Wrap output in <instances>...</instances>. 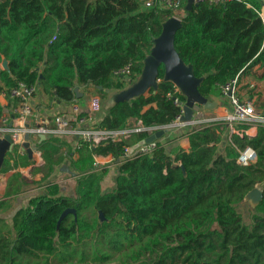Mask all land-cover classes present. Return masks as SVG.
I'll use <instances>...</instances> for the list:
<instances>
[{"label": "trees", "instance_id": "16d2710c", "mask_svg": "<svg viewBox=\"0 0 264 264\" xmlns=\"http://www.w3.org/2000/svg\"><path fill=\"white\" fill-rule=\"evenodd\" d=\"M262 5L202 0L183 18L175 46L196 76L204 77L199 90L205 97H223L222 85L246 69H264ZM170 16V10L141 0H0V62L6 57L11 72H4L7 87L20 80L36 83L50 100L67 104L77 98L76 87L83 93L93 88L103 97L94 128L123 130L136 118L155 133L180 113L167 96L174 84L162 79L163 70L156 93L110 108L104 99L137 77ZM129 63V77L114 75ZM260 106L264 114V98ZM252 125L235 123L236 132L223 119L187 126L179 136L187 148L159 141L150 153L123 158L125 146L136 147L151 135L147 129L92 145L57 131L53 122L36 143L44 163L32 173L41 178L29 181L19 171L9 176L6 196L30 186L39 192L11 220L0 218V264H264V197L249 223L238 210L256 185L264 191V122L249 135ZM248 146L257 161L239 164V151ZM95 155H112L117 164L108 188L102 182L110 168L97 165ZM33 162L15 146L0 173ZM64 163L76 174L73 196L56 181ZM68 208L76 212L61 219Z\"/></svg>", "mask_w": 264, "mask_h": 264}, {"label": "built area", "instance_id": "2783aa9c", "mask_svg": "<svg viewBox=\"0 0 264 264\" xmlns=\"http://www.w3.org/2000/svg\"><path fill=\"white\" fill-rule=\"evenodd\" d=\"M202 0H195V2ZM210 3H225L231 0H207ZM146 7L160 6L162 8L171 11L172 16L182 18L184 12V0H141ZM260 16L264 23V9L260 11ZM55 39V36L53 37ZM116 76L129 77L132 74L131 63L125 65L122 68L114 70ZM239 76L230 80L226 84L221 86L222 94L229 100L231 109L223 117H216L213 120L208 118V109L203 105L195 104L193 106V117L190 122H184L181 120V116L184 114V104L181 96L180 89L174 85V89L167 93L168 97L173 99L176 106L179 107L180 113L176 117L175 123L177 127L199 128L205 125H209L216 120L229 121L231 132H236L234 127L235 123H252L257 124L264 122V114L262 109L256 106L253 99L243 98L238 91ZM39 90V86L36 83H29L26 81H18L16 85L2 90V95L13 100V105L9 110V114L1 115L0 121V137L10 133L13 137L15 146H18V152H24L23 143L25 141L24 135L27 128L25 124L27 122H35L40 117V111L34 106L33 100ZM103 105V97L99 93L93 94L89 99V111L87 115L82 116L81 108L78 104H74L72 110L68 113L59 114L54 118L56 130L60 132H71L80 135L83 141L92 145H98L107 140H122L127 138L134 130L147 129L150 134H153L155 127H145L141 120L136 119L135 127H125L123 130H110V129H96L93 127V116L101 110ZM13 117L12 125H9L11 118ZM38 132L47 133L49 131L46 125L37 129ZM162 141V138L156 139L150 143L143 142L136 147L125 146L122 157L131 158L141 153H150L157 146V143ZM41 155V151L36 149L33 152ZM97 156V155H95ZM96 161V159H95ZM113 161V159H112ZM257 161V153L250 146L239 151L237 162L242 165H249ZM41 164L44 160L41 159ZM99 166L108 165L106 162H95Z\"/></svg>", "mask_w": 264, "mask_h": 264}, {"label": "water", "instance_id": "95a60500", "mask_svg": "<svg viewBox=\"0 0 264 264\" xmlns=\"http://www.w3.org/2000/svg\"><path fill=\"white\" fill-rule=\"evenodd\" d=\"M194 2L195 0L186 1V12L182 18L170 16L162 23L161 32L158 36L153 38V45L150 52L144 58L140 73L134 80L130 81L126 87L110 94L104 104L106 108H110L119 102L131 101L146 95L149 91L156 93L161 82L160 70L164 71L162 79L177 86L185 99L184 114L181 116L182 121L190 122L192 120L194 112L193 106L195 104L203 105L208 110H214L222 105V100L218 98L209 99L200 92L199 86L204 77L196 76L193 65L184 61L175 46L176 34L183 25V18L190 13ZM4 67L10 69L8 59L4 61ZM98 88L102 89V86H98ZM105 91L108 90L105 89ZM74 92L77 98L82 96V93L79 92L77 87L74 89ZM42 126H44L42 123L35 124L34 126L28 122L25 124L27 130L24 135L25 141L23 143V148L27 151L30 158H33V152L37 149L35 142H32L33 134L38 135L39 142L46 137V133L38 132L37 130ZM166 128L167 126L161 127L158 131L148 136L145 142L150 143L163 137ZM14 147L15 143L10 133L0 137V172L5 157L9 152L13 151ZM60 169L72 176H76L75 172L66 163H64ZM263 197L264 191L258 186L251 189L246 195V198L256 205ZM69 212L75 213L76 210L74 208L64 210L61 219ZM100 215L102 217L103 213L100 212Z\"/></svg>", "mask_w": 264, "mask_h": 264}, {"label": "crops", "instance_id": "0c3cea01", "mask_svg": "<svg viewBox=\"0 0 264 264\" xmlns=\"http://www.w3.org/2000/svg\"><path fill=\"white\" fill-rule=\"evenodd\" d=\"M262 2H263L262 8L264 9V0H262ZM5 60L7 59L3 57L2 61L0 62V86L3 87V89L7 87L4 72H8L11 75L10 69H7L4 67ZM263 70H264L263 68L259 66H255V67H252L251 69H246L241 74L239 78L238 91H239V94L243 98L253 99L255 103H256V97L258 95L260 96L261 99L264 98V79L258 78L263 75V72H264ZM92 91H94L93 88H90L89 91L86 90V92L84 93L79 91L82 93V96H84L83 102L78 101V99L76 98L71 104H67L64 101L54 102L50 100L48 95L43 93L39 88L36 96L34 97L33 103H34V106L37 107V109L40 111V117L35 122L32 121L28 123L32 124V126L38 123H42L48 127L50 126V124H53L54 118L57 115L70 112L74 104H78L81 108V111L86 110L88 112L89 111V99L93 94L96 93V92L93 93ZM246 93H247V96H246ZM218 99L222 100L223 103L218 108L208 111V118L211 120H213L216 117L225 116L226 113L231 109L229 100L226 97L224 96L218 97ZM224 102L226 103L224 104ZM12 105H13V100L3 96L2 91H1L0 92V121L2 119L1 115L9 114V110L11 109ZM95 114L97 115L98 112L94 113V115ZM135 121H136V118L129 119L126 127L134 128ZM12 122H13V117L11 118L9 125H11ZM257 130H258L257 124H253L249 129L246 130V133L249 135H255L257 133ZM185 131H186L185 127L179 128L177 127L175 123H172L167 126L164 136L161 137L162 141L165 142L169 148L175 147L180 144L187 148V145L184 144L183 141L180 140L179 138L180 134H183V132ZM77 137L79 136L77 135ZM37 141H39L38 135L33 134L32 142H35V145H36ZM35 156L36 158H34V154H33L34 162L31 165H28L26 167L16 166L7 173H0V218H6L8 219V221L11 220L15 212L19 208L26 206L29 198L32 195L37 194L39 192L33 186H30L26 192L20 193L18 195H12V196L5 195L8 179L12 172L19 171L20 174L24 176L25 178H27L29 181L38 180L41 178V174L32 173V168L35 166L41 165L40 162H41V159H43V156H42V153L40 156L37 154H35ZM95 159L96 161L106 162L110 170L115 166L117 167V164H115L112 161L113 159L112 155H97L95 156ZM67 174L68 173L61 171V173L57 176L56 181L60 183L62 191L65 194L73 196L75 195L76 181L74 178L71 180L72 177L67 176ZM114 176L112 175L110 176V178H112V180L110 181V186H112L114 183V178H115ZM65 184L68 186L67 191H64L63 189V186Z\"/></svg>", "mask_w": 264, "mask_h": 264}, {"label": "rangeland", "instance_id": "374dc122", "mask_svg": "<svg viewBox=\"0 0 264 264\" xmlns=\"http://www.w3.org/2000/svg\"><path fill=\"white\" fill-rule=\"evenodd\" d=\"M262 77H264V75H263V76H260V77H258V78L264 79V78H262ZM247 91H248V90H247ZM247 91H246V92H247ZM92 92L94 93L95 90L92 91ZM253 92H255V91H253ZM258 92H259V91H258ZM258 92H257V94H258ZM261 92H262V91H261ZM255 95H256V93H255ZM246 96H247V93H246ZM106 100H107V98L104 99V103L106 102ZM262 101H263V98L261 99L260 96L258 95V96L256 97V105H257L259 108H261V109H262V107L260 106V104L262 103ZM116 171H117V167L115 166V167H113V168L109 171V173L105 176V178H104V180H103V182H102V184H103V188H108V187H110V181L112 180V178H110V176H111V175L114 176V175L116 174ZM67 176L71 177L70 174H67ZM72 179H73V177L71 178V180H72ZM256 186H258L259 188L263 189V187L260 186V185H256ZM63 189H64V191H67L68 186L65 184V185L63 186ZM238 210H239V212H241V214H242V216H243V220H244L245 222H248V223L252 220V216H253V214L257 212L256 204L253 203L251 200H249V199H247V198H245V199H244V200L238 205ZM78 260H79V258H75V259L73 260V263H74V262H77Z\"/></svg>", "mask_w": 264, "mask_h": 264}]
</instances>
